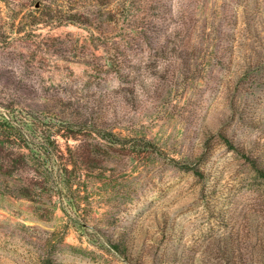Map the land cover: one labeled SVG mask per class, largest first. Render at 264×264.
Masks as SVG:
<instances>
[{
    "label": "rangeland",
    "instance_id": "obj_1",
    "mask_svg": "<svg viewBox=\"0 0 264 264\" xmlns=\"http://www.w3.org/2000/svg\"><path fill=\"white\" fill-rule=\"evenodd\" d=\"M12 100L59 145L0 182V264H264V0H0Z\"/></svg>",
    "mask_w": 264,
    "mask_h": 264
},
{
    "label": "trees",
    "instance_id": "obj_2",
    "mask_svg": "<svg viewBox=\"0 0 264 264\" xmlns=\"http://www.w3.org/2000/svg\"><path fill=\"white\" fill-rule=\"evenodd\" d=\"M0 105V182L16 184L13 179L15 174L22 168L29 166L27 159L36 154L33 145H59L56 139L46 136L40 127V120L34 114L30 113L23 107L18 106L12 101H1ZM109 134H113L110 132ZM77 139L76 135H68ZM106 141L113 143L108 137L102 136ZM146 145H155L148 138H143ZM77 145H84L78 143ZM70 146V144H69ZM80 147V146H78ZM70 149H72L70 147ZM45 155L48 159L60 158L54 149H48V153L39 151L38 156ZM73 164V167H71ZM78 169L77 163H62L55 171L58 178H66L68 173H73ZM53 170V169H51ZM264 175V169H258ZM36 172V171H35ZM35 173H28V177L24 179L22 188L18 190L19 185L13 187L14 192H21L23 196H30L32 188L35 184ZM66 183V182H65ZM9 185V184H8Z\"/></svg>",
    "mask_w": 264,
    "mask_h": 264
}]
</instances>
